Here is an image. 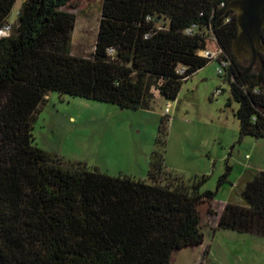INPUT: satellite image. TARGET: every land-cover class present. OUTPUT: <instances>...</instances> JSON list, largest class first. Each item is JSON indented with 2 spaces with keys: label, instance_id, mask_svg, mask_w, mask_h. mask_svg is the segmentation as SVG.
I'll list each match as a JSON object with an SVG mask.
<instances>
[{
  "label": "trees",
  "instance_id": "trees-1",
  "mask_svg": "<svg viewBox=\"0 0 264 264\" xmlns=\"http://www.w3.org/2000/svg\"><path fill=\"white\" fill-rule=\"evenodd\" d=\"M72 1L25 0L10 23L15 0H0V30L10 25L0 37V264H172L174 252L202 245L199 206L215 193L201 190L206 176L166 169L163 121L147 184L65 167L36 145V113L50 92L134 110H150L155 92L174 102L213 47L230 62L223 77L240 137L264 139V55L249 72L237 60L231 0H103L92 56H74ZM241 199L224 206L217 230L264 238V171Z\"/></svg>",
  "mask_w": 264,
  "mask_h": 264
},
{
  "label": "rangeland",
  "instance_id": "rangeland-1",
  "mask_svg": "<svg viewBox=\"0 0 264 264\" xmlns=\"http://www.w3.org/2000/svg\"><path fill=\"white\" fill-rule=\"evenodd\" d=\"M24 1L15 0L10 23L16 22ZM102 3L103 0L71 2L70 12L76 18L72 55L92 56ZM210 50L214 52L213 47ZM257 55L261 60L264 54L257 51ZM217 66V62L210 61L183 82L174 102L155 92L150 110L121 108L50 92L36 113L32 134L36 145L65 167L82 164L90 171L133 177L150 184V158L158 150L156 140L163 121L167 127L166 169L185 180L206 176L201 190L215 193L211 203L205 202L200 208L202 245L174 252L172 264H264L263 237L217 230L213 223L205 229L212 220L209 216L214 211L221 212L225 204L243 205L241 192L246 182L264 171V139L240 137L235 116L238 104L232 99L229 82L217 75ZM217 90L221 94H216ZM227 166V182L218 187Z\"/></svg>",
  "mask_w": 264,
  "mask_h": 264
},
{
  "label": "water",
  "instance_id": "water-1",
  "mask_svg": "<svg viewBox=\"0 0 264 264\" xmlns=\"http://www.w3.org/2000/svg\"><path fill=\"white\" fill-rule=\"evenodd\" d=\"M237 15L238 35L232 43L237 60L246 67L259 69L261 60L257 51L264 54L262 30L264 28V0H231L227 6Z\"/></svg>",
  "mask_w": 264,
  "mask_h": 264
},
{
  "label": "built area",
  "instance_id": "built-area-1",
  "mask_svg": "<svg viewBox=\"0 0 264 264\" xmlns=\"http://www.w3.org/2000/svg\"><path fill=\"white\" fill-rule=\"evenodd\" d=\"M225 6V2L221 3V7ZM10 32V25H7L6 27H4L3 29L0 30V37H6L8 36ZM187 33H192V29H188ZM200 56L209 59L210 61H215L217 62V69H216V73L219 76H223L225 74L226 69H228V67L230 66V62L225 59L222 58V51L217 50V51H202L199 53ZM185 68H181L178 72L180 74L185 72ZM216 94H221V90H217ZM169 109V105L166 109V112Z\"/></svg>",
  "mask_w": 264,
  "mask_h": 264
},
{
  "label": "crops",
  "instance_id": "crops-1",
  "mask_svg": "<svg viewBox=\"0 0 264 264\" xmlns=\"http://www.w3.org/2000/svg\"><path fill=\"white\" fill-rule=\"evenodd\" d=\"M75 23H76V21H75ZM212 201V200H211ZM211 201H210V203H211ZM205 203H203V204H201L200 206H199V211H200V208L204 205ZM226 205V204H225ZM224 205V206H225ZM223 210H221V212H222ZM221 212L219 211V212H216V211H214L212 214V216L210 215L209 217L212 219L207 225H205V229H209V225L211 224V223H213L214 224V226L215 227H217V224H218V220H219V216H220V214H221ZM201 211H200V217H201V228H202V232L204 233V229H203V225H202V216H201ZM196 248V247H195ZM188 249H191V248H188ZM174 255V254H173ZM172 261H173V256H172Z\"/></svg>",
  "mask_w": 264,
  "mask_h": 264
}]
</instances>
